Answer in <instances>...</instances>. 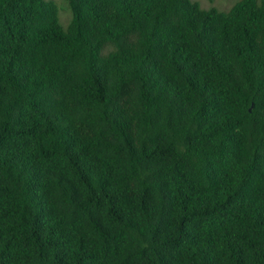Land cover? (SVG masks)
<instances>
[{"label":"trees","instance_id":"trees-1","mask_svg":"<svg viewBox=\"0 0 264 264\" xmlns=\"http://www.w3.org/2000/svg\"><path fill=\"white\" fill-rule=\"evenodd\" d=\"M63 1L0 0V264H264V0Z\"/></svg>","mask_w":264,"mask_h":264},{"label":"rangeland","instance_id":"rangeland-1","mask_svg":"<svg viewBox=\"0 0 264 264\" xmlns=\"http://www.w3.org/2000/svg\"><path fill=\"white\" fill-rule=\"evenodd\" d=\"M54 1L60 10V21L63 26H66L70 19H71V13L64 3L63 0H50ZM200 3L202 8L204 9H210V8H217L222 11H228L230 10L238 1L240 0H196Z\"/></svg>","mask_w":264,"mask_h":264},{"label":"water","instance_id":"water-1","mask_svg":"<svg viewBox=\"0 0 264 264\" xmlns=\"http://www.w3.org/2000/svg\"><path fill=\"white\" fill-rule=\"evenodd\" d=\"M253 108H254V105H253V107L251 108V110H250V111H252V110H253Z\"/></svg>","mask_w":264,"mask_h":264}]
</instances>
